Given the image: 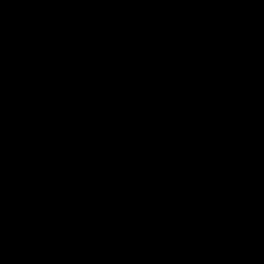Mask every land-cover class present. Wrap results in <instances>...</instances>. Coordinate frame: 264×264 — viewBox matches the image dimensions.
<instances>
[{
    "label": "crops",
    "instance_id": "1",
    "mask_svg": "<svg viewBox=\"0 0 264 264\" xmlns=\"http://www.w3.org/2000/svg\"><path fill=\"white\" fill-rule=\"evenodd\" d=\"M196 1L212 15L200 56L191 49L192 15L161 19L122 8L118 29L140 44L130 56L134 77L98 35L115 0H0V37L10 61L9 70H0V186L7 190L0 193V264H56L62 241L78 264H104L98 238L108 227L69 228L59 210L45 220L54 242L35 246L34 235L42 233L40 199L54 194L60 205L81 207L104 192L118 218L131 209L217 229L216 190L206 169L196 170L199 190L186 195L179 188L171 145L179 130L201 158L217 142H228L236 151L235 170L264 186V142L255 124L264 104L245 99L246 65L264 72V32L249 31L239 19L264 22V0ZM53 8L60 16L44 27ZM24 19L31 20L30 32L44 29L50 41H25L18 30ZM156 28L159 44L151 54L142 43ZM55 32L63 40L52 45ZM53 49L62 57L46 71ZM90 227L101 230L89 233ZM237 239L243 261L176 246L174 264H264L262 227L240 222ZM167 245L137 234L134 264H164L158 251Z\"/></svg>",
    "mask_w": 264,
    "mask_h": 264
},
{
    "label": "built area",
    "instance_id": "2",
    "mask_svg": "<svg viewBox=\"0 0 264 264\" xmlns=\"http://www.w3.org/2000/svg\"><path fill=\"white\" fill-rule=\"evenodd\" d=\"M196 0H115L114 10L110 16H103L100 27L107 29L122 24V8L138 11L156 12L176 5H197ZM60 11L49 9L43 21L47 26L52 19L58 18ZM202 19L197 16L191 18V49L193 54L200 56L205 51L206 32ZM31 20L24 19L18 24V30L25 41L35 44L50 41V34L41 29L36 33L29 31ZM175 25L181 23L174 19ZM158 28L153 31L150 39L142 45L151 54L155 53L159 44ZM114 46L124 56H132L139 51L140 44L131 40L123 32L114 38ZM10 68V61L6 55L3 39L0 37V70ZM112 100H116L115 88L110 89ZM245 99L254 102L262 99L264 104V72H261L253 62L246 65ZM255 124L260 129V139L264 142V110L255 115ZM235 149L226 141L217 142L205 156V169L213 179L216 190V206L220 224L217 229L198 225H183L174 219L161 218L155 215H145L134 210L118 218L110 212V198L104 192L94 194L91 202L81 207H70L58 204L56 194L41 198L44 214L38 227L41 231L43 222L49 212L59 210L61 222L72 229H83L91 224H104L108 229L98 238L104 264H134V242L137 234H145L159 238L168 244L185 246L201 252H208L215 256L239 262L243 261L236 250L237 227L240 222H246L264 229V186L252 182L249 178L235 170ZM0 186V193L6 192ZM205 193L200 191L199 195ZM232 195L245 201L238 203ZM193 237L188 241L185 237Z\"/></svg>",
    "mask_w": 264,
    "mask_h": 264
},
{
    "label": "trees",
    "instance_id": "3",
    "mask_svg": "<svg viewBox=\"0 0 264 264\" xmlns=\"http://www.w3.org/2000/svg\"><path fill=\"white\" fill-rule=\"evenodd\" d=\"M206 8H208L209 10L211 9L209 6H205ZM176 15V14H174ZM174 15H170L168 16H174ZM193 16H191L192 18ZM240 22L243 26H245L249 31H261L264 32V22H257L255 19L252 18H248V17H240ZM204 24L205 22L203 20H201ZM120 33L118 26H113L107 29L104 28H99V37L102 38L105 41L106 44V48L109 51L110 47L114 45V38L115 36ZM129 37V36H127ZM130 38V37H129ZM57 39H62L63 40V36L57 32L54 33V41L52 42V45L55 43V41ZM62 55L59 51H57L56 49H53L52 54L50 55V58L48 59V61L46 62V71L49 70L54 63H56L57 61H59L61 59ZM117 59L119 61H121L124 66L126 68H128L130 70V72L134 75V77L136 76V63L135 60L130 57V56H124V55H120L119 57H117ZM138 109H139V105L136 104ZM175 133H181L184 134V130H179ZM196 155V154H195ZM198 157V164L205 168V159L201 158L199 156ZM200 186H197V190H199ZM193 193V192H192ZM186 195H190L191 193H185ZM176 248V245L173 244H168L164 249L158 251V254L160 256V258L162 259V261L164 262V264H174V259H173V251ZM55 257H56V264H78L70 255V244L66 241H62L59 242L57 244V247L55 249Z\"/></svg>",
    "mask_w": 264,
    "mask_h": 264
},
{
    "label": "water",
    "instance_id": "4",
    "mask_svg": "<svg viewBox=\"0 0 264 264\" xmlns=\"http://www.w3.org/2000/svg\"><path fill=\"white\" fill-rule=\"evenodd\" d=\"M174 14L197 16L205 23L212 24V15L208 13L207 8H202L200 5H176L166 7L158 12V17L165 19ZM110 53L114 57H119L121 55L114 45L110 47ZM138 77H140V75H138ZM171 145L174 149V153L179 159L177 169L179 188L184 193H192L198 186V174L196 172L199 166L198 157L195 155L184 135L181 133H178L173 137Z\"/></svg>",
    "mask_w": 264,
    "mask_h": 264
},
{
    "label": "rangeland",
    "instance_id": "5",
    "mask_svg": "<svg viewBox=\"0 0 264 264\" xmlns=\"http://www.w3.org/2000/svg\"><path fill=\"white\" fill-rule=\"evenodd\" d=\"M200 173L202 172V170H198ZM59 212V211H58ZM41 213V212H40ZM52 214L49 213V215H47V217H51ZM51 226L50 224L47 222V221H44L43 222V225H42V233L41 235H34L33 239H34V242H35V246L37 247L39 244H51L54 242V239H55V236L53 238L52 236V232L49 234L46 232L47 229H49ZM98 230H101L99 227H90L89 228V233L91 232H96ZM51 231V230H50ZM97 245V244H96Z\"/></svg>",
    "mask_w": 264,
    "mask_h": 264
}]
</instances>
